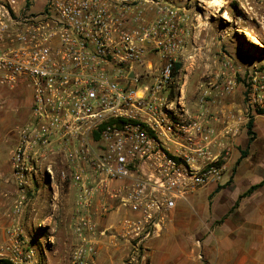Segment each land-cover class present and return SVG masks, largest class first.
<instances>
[{
  "label": "built area",
  "instance_id": "obj_1",
  "mask_svg": "<svg viewBox=\"0 0 264 264\" xmlns=\"http://www.w3.org/2000/svg\"><path fill=\"white\" fill-rule=\"evenodd\" d=\"M36 1L0 0V90L30 101L9 155L12 215L44 175L73 191L69 264H92L102 237L129 245L127 264L143 262L177 203L221 184L231 146L220 140L236 136L243 113L262 101L249 97L223 126L204 111L207 100L184 109L175 64L186 16L171 3L45 0L35 11ZM0 259L43 264L16 226Z\"/></svg>",
  "mask_w": 264,
  "mask_h": 264
},
{
  "label": "rangeland",
  "instance_id": "obj_2",
  "mask_svg": "<svg viewBox=\"0 0 264 264\" xmlns=\"http://www.w3.org/2000/svg\"><path fill=\"white\" fill-rule=\"evenodd\" d=\"M44 1L37 0L34 10H39ZM163 1L180 7V13L186 16L182 25L185 48L180 59L184 109L193 111L197 100H207L212 104L221 100L227 102L229 112L242 116L240 110L244 111L249 97L254 96L262 101V107L255 104L253 109L243 113L245 126L251 120L254 131L256 111H264V0ZM0 101V164H6L8 152L16 139L15 128L27 118L29 93L25 96V92L19 89L13 92L0 90ZM215 113L216 109L210 115ZM257 124L264 129L261 118L257 119ZM12 131L14 134H11ZM244 139L243 136L240 138L241 145ZM263 148L264 136L253 145L254 159L243 163L241 174L237 175L236 191L244 187L242 179L248 177V174H243L245 168L254 166L252 169H264V159H257ZM5 169L14 195L13 207L16 185L10 164V172L7 167ZM68 186L59 182L51 184L44 175L38 176L37 182L31 184L20 217L11 215L12 209L5 216L6 223L0 230V249L8 242V229L16 226L22 228L23 235L37 247L43 264H69L75 240L71 229L74 195ZM169 223L170 219L165 227ZM165 227L158 236L163 234ZM153 238L148 241L147 252ZM114 243L108 244V248L119 249V264H127L126 256L131 248L121 239H114ZM146 257L145 261L137 264H148Z\"/></svg>",
  "mask_w": 264,
  "mask_h": 264
},
{
  "label": "crops",
  "instance_id": "obj_3",
  "mask_svg": "<svg viewBox=\"0 0 264 264\" xmlns=\"http://www.w3.org/2000/svg\"><path fill=\"white\" fill-rule=\"evenodd\" d=\"M207 102L204 111L209 113L216 109L220 126L229 124L227 102ZM195 104L192 109L200 110ZM258 118L264 121V111L256 117L255 129L252 130L254 140L245 157L241 158V152L246 150L248 143L245 124L244 127L240 123L235 125V128L238 127L236 136L220 140L221 147L231 146L227 172L221 184L203 188L187 202L177 203L163 234L149 243L148 264H264V184L240 198L249 188L264 180V169H252L254 166L245 168L243 174H248V177L242 179L244 187L236 191L237 175L241 174L243 163L254 159L253 145L264 136V129L260 128L262 122L259 126L257 124ZM11 134H14L13 131ZM242 136L245 137V144L241 145L239 140ZM11 150L6 164H0V230L6 223L5 216L12 209L14 200L5 169L7 167L10 172ZM257 159H264V148ZM112 218L110 216L108 222ZM109 242V237L99 239L92 264H119V249L110 250Z\"/></svg>",
  "mask_w": 264,
  "mask_h": 264
},
{
  "label": "trees",
  "instance_id": "obj_4",
  "mask_svg": "<svg viewBox=\"0 0 264 264\" xmlns=\"http://www.w3.org/2000/svg\"><path fill=\"white\" fill-rule=\"evenodd\" d=\"M180 67H181V64L176 63V64H175V71L178 70ZM256 114H257V115H261V114H263V110H262V109H258V110L256 111ZM252 124H253V122H252L251 120L247 123V127H246V128H247L248 143H247V148H246V150L243 151L242 154H241V158H243V157L246 156V154H247V150H248V148H249V145H250L251 142H253V140H254V133H253V131H252ZM263 184H264V180H263L262 182H260L259 184L254 185V186H252L251 188H249V190H248L246 193H244L243 195H241L240 198H241V197L243 198V197H245V196L251 194L255 189L259 188V187L262 186ZM0 264H10V263H9L8 261L1 260V259H0Z\"/></svg>",
  "mask_w": 264,
  "mask_h": 264
}]
</instances>
